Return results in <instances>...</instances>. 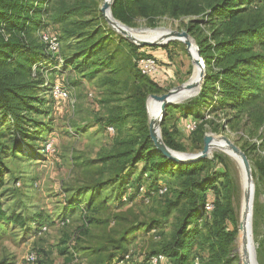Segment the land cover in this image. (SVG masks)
<instances>
[{"label": "trees", "instance_id": "16d2710c", "mask_svg": "<svg viewBox=\"0 0 264 264\" xmlns=\"http://www.w3.org/2000/svg\"><path fill=\"white\" fill-rule=\"evenodd\" d=\"M99 7L96 6L97 20L90 29L88 26L84 30L73 26L71 30H63L64 36H60L47 29L45 20L63 23L74 11L55 6L53 0H0V141L8 130L13 138L9 148L19 149L24 156L31 154L32 132L41 125L33 116L43 113L40 107L44 98L40 94L48 89L43 86V67L54 60V54L47 50L40 35L47 32L57 36L59 49L66 39L73 48L66 64L74 65L75 70L82 67L90 76L106 70L104 74L113 77L101 80L100 86H116L121 80L125 88V94L119 95V103L102 119L104 129L113 133L122 130L126 124L139 126L134 137L127 136L122 142H116L124 145L121 150L117 147L111 154L100 158L101 161H111L113 166L105 180L90 179L79 186L63 189L65 208L70 213L75 209L79 211V224L72 234L74 249L96 253L97 264H110L113 259L129 254L124 249V238L132 231L135 217L122 227L115 240L87 246L80 243L91 227L108 223L107 219L97 216L110 208L99 188L113 182L118 189L115 205H129L126 212L131 213L136 202L152 204L155 197L168 192V186L159 180L161 175H166L175 179L178 187L174 201L166 204V211L173 206L178 207L181 214L169 240L160 250L147 255L148 263L151 264V257L161 255L163 259L157 264H234L230 253L236 227L231 230L225 227L231 214L221 206L218 177L211 169L213 162L207 159L174 162L155 148L149 136L146 100L150 94L162 91L158 80L164 71V61L116 34L106 23ZM111 13L129 27L138 18L147 19L151 28L163 16L188 19L185 28L199 48L205 70L203 87L208 86L200 89L194 97L172 104L181 109L183 117L190 116L195 123L194 129L186 128L187 131L202 130L204 123H208L205 115L227 107L237 112L247 111L249 116L255 117L256 123L263 124L264 110L260 104L264 100V0H114ZM82 22L91 24L88 20ZM134 34L138 36L137 32ZM114 35L116 38L112 37ZM124 44L129 48V55L118 59ZM154 47L167 48L166 45ZM165 54L169 59L170 53L166 51ZM141 56L156 60L154 74L140 73L136 60ZM49 95L53 98L51 92ZM167 109V117L163 120L171 118ZM161 135L169 148L180 149L166 128H161ZM0 148L2 153L5 147L1 142ZM214 157L223 161L220 155ZM140 162H143L141 169L137 167ZM257 167L264 175V164ZM82 202L86 204L85 208L81 206ZM207 205L211 207L206 209ZM122 215L116 213L113 218L120 220ZM3 220L4 212L0 207V221ZM70 222L69 217H63L61 221L63 225ZM147 231L152 233L155 241L161 239L160 230L155 225ZM196 245L197 252L194 251Z\"/></svg>", "mask_w": 264, "mask_h": 264}, {"label": "rangeland", "instance_id": "374dc122", "mask_svg": "<svg viewBox=\"0 0 264 264\" xmlns=\"http://www.w3.org/2000/svg\"><path fill=\"white\" fill-rule=\"evenodd\" d=\"M53 3L58 7L64 6L67 11H74L63 23L45 20L50 32L64 36L63 30H71L73 26L82 30L88 26L90 29L97 20L96 6L101 5L102 0H53ZM82 20L91 21V24L84 25ZM187 23V18L174 19L163 16L151 29L147 19L138 18L134 25L130 26L134 30L130 31L137 32L138 37L142 39H152L166 29L186 30ZM112 37L116 38L115 35ZM163 45L167 48L155 49L154 46L162 45H154L149 49L147 46L144 48L137 45L140 49L153 53L159 60V54H165L166 51L170 53L169 59L165 54L164 71L158 80L162 86L160 94L187 81L189 83L197 72L184 43L173 40ZM72 50L66 39H63L59 51L53 55L52 64L43 67L46 79L43 86L50 89L54 84L61 85L69 92V97L53 99L48 89L44 88L45 91L40 94L44 98L40 107L43 113L38 117L33 116L34 119L38 118L41 125L32 132L34 139L29 142L31 154L24 156L19 149H10L13 138L8 134V130L4 129L7 132L0 141L5 147V150L0 152V207L4 212V220L0 221V264H24L25 257L30 252L35 253L36 264H97L96 253L74 249L72 234L79 224V211L75 209L70 213L65 208L62 191L64 188L79 186L90 179L105 180L113 166L111 161H101L100 158L111 154L117 147L121 150L124 145L116 142H122L127 136L134 137L139 131V126L126 124L122 130L113 133L104 129L102 119L119 103V95L125 94V88L121 80L116 86H100L101 80L113 77L104 74L106 70L90 76L84 68L75 70L74 65L66 64L65 60L69 58ZM128 52L129 48L124 44L118 59L127 57ZM207 86L203 87L202 83L201 90ZM195 90L184 93L183 100L194 97ZM208 90L212 95L211 88ZM260 105L264 110V100ZM147 106L149 117H153L158 111L159 103L148 98ZM174 107L172 104L167 107L171 118L163 120L160 128L171 132L172 139L180 148L175 151L192 154L200 152L203 137L208 134L212 137L211 143L224 145L218 138L225 136L246 152L252 173L251 246L252 251H256L258 264H264V175L257 167L264 164V120L263 124L256 123L255 117L249 116L247 111L237 112L227 107L205 115L208 123H204L202 130L189 132L186 125L194 128L195 123L190 116L183 117L181 109ZM257 109L258 107L255 108ZM46 144H51L50 151L45 149ZM209 153L211 155L205 159L213 162L211 169L218 177L221 206L231 214L225 227L231 230L232 227H237L241 220L246 192L245 177L238 159L232 158L217 147L211 148ZM215 155H220L223 161L216 159ZM142 166L143 162L137 165L139 169ZM159 180L168 186V192L161 197H155L152 204L143 205L136 202L132 205L131 213L126 212L129 205H115L118 189L114 187L113 182L100 187V194L110 208L97 216L107 219L108 223L91 227L89 234L82 237L80 243L87 246L109 239L115 240L122 227L135 217L132 231L124 238V249L130 254L126 264H149L147 255L160 250L169 240L181 214L178 207L171 206L167 211L165 207L175 199L178 188L175 179L161 175ZM210 198L212 199L211 195ZM81 206L85 208L86 204L82 202ZM116 213H123L120 217L122 219L114 220L113 214ZM63 217H69L71 222L63 225ZM151 225L160 230L159 241H155L152 233L147 231ZM41 226L43 229L39 230ZM241 248L246 251V247L240 246L238 240L236 250L231 255L232 263L238 264V256L243 258ZM197 250L196 245L194 251ZM116 261L117 259H113L110 264H116Z\"/></svg>", "mask_w": 264, "mask_h": 264}, {"label": "water", "instance_id": "95a60500", "mask_svg": "<svg viewBox=\"0 0 264 264\" xmlns=\"http://www.w3.org/2000/svg\"><path fill=\"white\" fill-rule=\"evenodd\" d=\"M113 1L114 0H102V3L99 7L100 12L103 18L105 19L106 23L114 31L119 33L121 36H123L125 39L129 40L133 44L139 45V46H154V45H163L173 40L180 41L185 44L186 50L188 51L191 57V62L194 68L196 67L198 70L197 87L195 88L196 90L194 91L196 95L200 91L201 84L204 81L205 70H204V67L200 63L201 56L199 53V48L197 44L195 43V40L187 32V30L177 31V30L166 29V32L163 38L157 41H148V40L138 39L129 32V30H134V28H131L123 24L122 22H120L119 20L113 17L111 13V5ZM107 13L109 16H107ZM191 49L193 50V54L191 53ZM187 82L179 86H176L163 94H150L148 96V98H151L160 104L157 113L153 117H149L148 115L149 114L148 106H147L148 98L146 100L149 136L155 148L159 150L168 159L174 162H178V163L195 162V161L205 159L211 155L208 151V147L210 143L212 142V137L211 135H208V134L204 135L203 137L202 150L195 154L175 151L169 148L162 139L160 125L163 119L165 118V110L171 104L181 103L184 101L183 99L185 97V94H183L184 93L183 91L185 88L184 86L188 85ZM218 141L223 142L227 150L230 152V154L234 158L240 160V162L242 163V167L245 171L246 177L250 180L252 178L251 165L249 163V160L245 152L237 144H235V142L231 141L225 136H219ZM239 229H243V222H239V224L236 227V234L232 240L231 245L233 248L231 249L230 255H233L234 251L236 250L235 248L238 244V238H239L238 230ZM244 253H246L245 250H244ZM253 256H254L253 264H258L257 259H256V251L253 252ZM238 264H249L248 259L246 257L240 258L238 256Z\"/></svg>", "mask_w": 264, "mask_h": 264}, {"label": "built area", "instance_id": "2783aa9c", "mask_svg": "<svg viewBox=\"0 0 264 264\" xmlns=\"http://www.w3.org/2000/svg\"><path fill=\"white\" fill-rule=\"evenodd\" d=\"M40 39L43 43L46 44V48L49 52L55 54L58 51L59 41H58L57 36L52 35V34L47 33V32H43L40 35ZM200 63L204 67V62H203L202 58L200 60ZM136 64H137L138 69L142 75L150 76L157 71V62L153 57L141 56V57L137 58ZM50 92H51V95L53 96V98H56V99H66L69 97L68 91H66L64 88H62L58 84H54V86H51ZM186 128L189 130L194 129L189 124L186 125ZM45 149L47 151H50L51 150V144H48V145L46 144ZM210 207H211L210 205H207L206 209H209ZM129 259H130V255L125 254L122 258L117 259L116 264H125L129 261ZM162 259H163V257L161 255L153 256V257H151L150 262H151V264H157ZM36 260H37V257L35 255V253L30 252L25 257L24 264H36Z\"/></svg>", "mask_w": 264, "mask_h": 264}, {"label": "bare ground", "instance_id": "6f19581e", "mask_svg": "<svg viewBox=\"0 0 264 264\" xmlns=\"http://www.w3.org/2000/svg\"><path fill=\"white\" fill-rule=\"evenodd\" d=\"M107 16H109L108 13H107ZM129 32L131 34H133L136 38L142 39V38L136 36L130 30H129ZM165 32L161 33L160 35H158L155 38L143 39V40H148V41L160 40L161 38H163ZM191 53L193 54V50L192 49H191ZM197 80H198V70L196 72L195 77L188 83L187 86H184L185 88H184L183 92L186 93L188 91L195 90V88L197 87ZM213 147H217L218 149H220L225 154H227V155L231 156L232 158H234L230 154V152L227 150L225 145L219 144V143H215V142L214 143H210V145L208 147V151L210 152L211 148H213ZM238 161H239V163L241 164V167H242V163L240 162L239 159H238ZM242 171H243V174H244V177H245V182H246V192H245V200H244V205H243V212H242V215H241V220L239 221V222H243V229H239V231H238V233H239L238 240H239V245L240 246H245L246 247V253H244V249L241 248V251H242V254H243V258L246 257L248 259V263L249 264H253L254 256H253V251H252V246H251V234H250V211H251L252 179L249 180L246 177V174H245V171H244L243 167H242Z\"/></svg>", "mask_w": 264, "mask_h": 264}, {"label": "crops", "instance_id": "0c3cea01", "mask_svg": "<svg viewBox=\"0 0 264 264\" xmlns=\"http://www.w3.org/2000/svg\"><path fill=\"white\" fill-rule=\"evenodd\" d=\"M159 56H160V57H159L160 60H161V61H164V59H165V54H159Z\"/></svg>", "mask_w": 264, "mask_h": 264}]
</instances>
